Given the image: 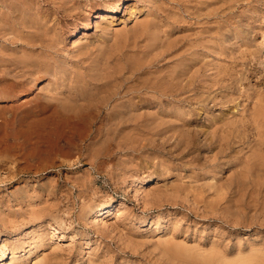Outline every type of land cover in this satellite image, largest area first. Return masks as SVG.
Masks as SVG:
<instances>
[{"label":"rangeland","instance_id":"obj_1","mask_svg":"<svg viewBox=\"0 0 264 264\" xmlns=\"http://www.w3.org/2000/svg\"><path fill=\"white\" fill-rule=\"evenodd\" d=\"M0 1H2L0 2L2 5H0V249L5 251L6 257L3 264H9L8 262L11 264L12 261V264L17 262V264H91L92 262L95 264H218L220 262L219 264H222L223 258H225L223 264H239L238 260L241 261L242 259L246 263L241 262V264L248 262L264 264V178H262L264 172L259 171L260 166L264 169V137L261 138L264 135V122H261L264 121V117L262 118L264 116V107L262 106L264 105V0H118L119 2L117 0H64L66 4L63 0H31V3H28L30 0H13L15 4L10 3L12 0ZM25 1L28 4L25 5ZM120 2L121 6L118 12L109 16L105 15L102 21L99 20V23L97 20H93L91 27L80 29L81 21L88 22L89 17H92L97 8L102 6L106 9L114 3ZM8 3L17 5L19 8L17 6L13 8ZM17 3L24 5L23 8ZM67 3L71 5L68 6ZM27 6H31L33 10L30 11ZM72 6L76 10L73 11ZM58 7L60 8L58 9ZM15 8L17 9L14 10ZM77 9L80 11L78 14ZM137 9L142 14L134 15L136 16L134 18L131 13ZM138 10L136 12L140 13ZM28 14L34 16L27 18ZM57 14L62 16V19ZM6 18H10V20L8 21ZM12 18L16 21L14 27L15 21H11ZM155 18L158 19V22L154 20V24L149 23V26L151 25L153 28L150 26L147 27L148 29L146 28L147 30L143 29L144 32L147 31L145 34L151 32L147 34L148 37L147 35L139 37L137 33H140L142 29L141 24L145 23V20L147 21L145 24H148ZM39 19L44 24L42 22L38 24ZM32 20L36 21V24ZM155 24H159L157 27H160H154ZM36 26L43 27V30L40 28H38L40 31L36 30ZM76 26L79 27L78 32H75ZM166 28L167 31L164 32ZM132 30L138 31L132 34L134 33ZM160 34L161 36H158ZM134 35L140 39L138 37L134 39ZM154 35L157 38H150ZM19 37L21 38L19 39ZM75 37L83 39L81 44L83 47L78 46V48L72 44ZM122 38H125L129 45L125 44L126 42ZM153 39L155 41L151 42ZM158 39L162 42L160 40L157 42ZM139 41L143 45L146 43H151V45L143 46L144 50L146 49L143 52L142 44L141 47L138 45L140 44ZM27 42L28 44L32 43L31 49ZM33 44L35 45L32 46ZM116 45L120 46L116 47ZM131 45L132 47H130ZM128 46L129 48H127ZM148 46H152L151 49L148 48L147 50ZM154 46L158 49H155ZM110 47L114 52H108ZM112 47L114 48L112 49ZM119 48H121L122 53ZM175 49H178L177 55ZM126 50L127 52H125ZM149 50L152 51L148 53ZM173 52L175 53L173 54ZM129 53L134 55L130 57L128 56ZM144 53L147 56H144ZM110 54L116 56L120 54L118 57L125 63L116 56L115 58L111 56L114 59L111 60ZM103 56L105 60L109 58L108 61L105 62ZM17 57L19 59L22 57L21 59L24 61L18 59V63ZM35 57H37L36 60L45 62L41 61L40 67L36 65L37 67L30 68L31 71L33 70L31 76V71H28L26 65L35 60ZM126 57H130V59L139 58L140 62L138 59L135 61L126 60ZM12 58L15 61H12ZM176 59L181 62H177ZM25 60L26 64H24ZM47 60L48 62H46ZM183 60L188 65L187 67L185 64L187 68L182 66ZM186 60L187 62H185ZM92 61L96 62V66L93 65L94 63L92 64ZM103 61L108 68L104 66ZM171 61L173 64H170ZM189 61L192 62L189 63ZM49 62H51L50 65ZM45 63L46 65H44ZM111 63H115V65L110 66ZM14 64L20 65V68ZM168 64L171 69L166 67ZM174 64L177 65L174 66ZM90 65H93L94 68ZM161 65H164L163 69ZM23 66L24 68H22ZM156 66L159 69H156ZM95 67L96 69L101 68V71L96 70ZM113 67L117 69L115 72ZM165 67L169 69L167 70ZM173 67H177L176 70ZM92 68L93 72L90 70ZM102 68H106V71ZM131 68L133 69L131 70ZM111 69L113 70L111 71ZM25 70L29 73H26ZM127 70L128 74L124 78ZM98 71L103 73L102 75L99 72L97 76H100H95L98 82L104 75L108 78L110 76L111 79L118 76L117 84L112 85L113 90L112 87H110L111 90L109 87L102 90L99 89V86L98 90L93 85L96 81L92 75H96L94 72ZM140 71H143L142 74ZM158 71L162 72L158 73ZM106 72H110L111 75L104 74ZM112 72H114V76ZM144 73L148 74L144 75ZM35 78L40 81L41 88L34 90V92L30 91V85L36 80ZM92 80L94 81L93 84ZM78 81L79 83L82 82L84 86ZM139 81L141 83L144 81L151 82L160 91L156 94L154 90L148 88L141 89L143 93L140 90V92L133 90L132 85L139 87ZM46 83L47 85H45ZM75 87H79L82 91L79 88L78 90L81 92L78 91ZM126 87L132 88L129 96L125 94ZM87 90L96 91L89 92L91 96L95 93L93 99L86 92ZM173 90L179 91L181 96H175L174 92L173 95ZM69 91L75 92L72 94ZM151 91L154 92L151 93ZM115 93L116 95H114ZM78 94L83 99L78 100V103L72 101L74 97L75 99L78 98ZM111 94L116 98L112 96L109 99ZM97 95L99 96L96 97ZM182 96L184 97L182 98ZM185 97L186 100L194 103H186L187 101H183ZM201 98L205 99L204 105L199 103ZM127 99L128 102H124ZM252 99L257 100H254V103ZM83 100H89L92 104L90 107L96 106V110L99 109L97 105L100 103L97 101L109 100L110 103L108 102L107 105L104 103L106 107L102 105V109L96 111V114L93 113L94 115L91 114L92 117L90 116V118L88 114L84 117L86 111H83L86 103ZM261 100L262 104L259 102ZM238 101L239 103H237ZM171 102H174V105ZM175 102H178L177 105ZM131 104L134 106L131 107ZM75 105L76 107L73 108ZM114 105L116 107L123 106V108H115ZM175 105L179 107L177 108ZM252 105L255 107L252 108ZM126 106L127 109L124 108ZM258 106L260 108L259 113H256L258 110L255 112L254 109L256 110ZM235 107L236 109H234ZM244 107L249 108L245 109ZM114 108L118 111L113 110ZM81 110L83 114L82 112L80 114ZM122 110L131 112L129 113L130 116L127 113L128 125L119 121L120 117L117 116L119 115L117 112ZM175 112L183 114V116L178 113L177 115ZM254 113L260 118L258 119L259 116H255ZM127 117L126 119H128ZM130 117L135 119L132 120ZM109 118L111 120L114 118L112 123L108 122ZM110 119L109 121H111ZM141 120L144 122L142 123ZM254 122L255 124H253ZM186 123L188 125L185 131L189 132L188 138L192 140V144L188 148H186L185 139L179 138L178 140L175 134L176 131L182 130ZM217 123H219L218 127ZM140 125L142 126L140 127ZM261 125L262 127H260ZM172 126H176V128L179 126L181 129L179 127L177 129L172 128ZM191 126L193 127L191 128ZM171 128L173 131L169 130ZM207 128L209 129L207 130ZM228 128L236 132L229 140V145L226 146L228 139L223 140V142L220 140L224 136L222 133L229 130ZM219 130L222 132L220 133ZM103 134H105L104 137ZM172 137L177 140H173ZM253 145L256 146V149H253ZM235 149L237 150L234 151ZM96 150L102 153L97 152L96 154ZM250 150L255 151V153L252 154ZM213 151L216 154L218 151L225 153L224 155L220 154V157L219 154L215 156ZM232 152L233 154H230ZM234 152L237 153L234 154ZM88 154L91 157L87 156ZM258 156L262 158L254 161V158L259 159ZM241 162L243 165L240 164ZM255 162L262 163L258 167V163L255 164ZM251 163L252 167L255 164L254 169L251 167ZM248 164L250 165L248 166ZM247 167L249 170L245 169ZM257 168L259 172L256 170ZM247 171H250V174ZM255 171L258 177L253 175ZM236 172L238 173L237 176ZM243 172L247 173L243 176ZM251 174L253 176H250ZM246 177H248L247 180H245ZM256 177L260 180L258 184L263 181L262 186L257 184ZM145 178L150 180L147 186L149 191H147L148 189L144 191L137 188L139 182ZM236 180H239L238 183ZM133 183L136 185L135 189L131 191L130 188ZM47 187L56 190L52 191L51 188ZM246 187L247 191H245ZM255 188H258L257 191ZM19 189L21 190L19 191ZM133 192L137 194V197L134 196ZM101 205L102 207H110L111 214L103 218V221L90 218L91 210L93 212ZM228 205L229 207H227ZM230 206L234 207L233 209L236 211ZM89 207L91 208L89 209ZM214 208H216L215 211ZM237 210L239 216L236 214ZM226 211L230 212L226 213ZM231 212H233V217ZM82 213L84 218L81 216ZM37 216H39L38 219ZM31 218L35 220L32 221ZM169 244H173V246L178 244L181 248L179 246V249L176 250L175 247L178 248V245L173 248ZM13 253L17 255L13 257ZM210 254L211 257H209ZM217 254H219L218 257ZM212 256H216L218 261ZM251 258H255V261ZM219 259L223 260L219 261ZM226 259L232 262H227Z\"/></svg>","mask_w":264,"mask_h":264},{"label":"bare ground","instance_id":"obj_2","mask_svg":"<svg viewBox=\"0 0 264 264\" xmlns=\"http://www.w3.org/2000/svg\"><path fill=\"white\" fill-rule=\"evenodd\" d=\"M28 1H29V0H28ZM35 1H37V0H35ZM35 1H34V3H36ZM63 1H64V0H63ZM66 1H67V0H66ZM117 1H118V0H117ZM122 1H123V0H122ZM0 2H2V1H0ZM3 2H4V1H3ZM7 2H8V1H7ZM18 2H19V1H18ZM31 2H32V1L30 0L28 3H31ZM42 2H43V1H42ZM44 2H45V1H44ZM46 2H47V1H46ZM48 2H49V1H48ZM53 2H54V1H53ZM55 2H56V1H55ZM55 2H54V3H55ZM64 2H65V1H64ZM71 2H72V1H71ZM118 2H119V1H118ZM10 3L13 4V3H14L13 0H12V2L10 1ZM10 3H8V4H10ZM19 3H21V2H19ZM23 3H24V2H23ZM28 3H26V1H25V5L28 4ZM68 3H69V2H68ZM68 3H67V5H68ZM2 4H5V3H2ZM12 4H10V5H12ZM14 4H15V3H14ZM17 4H18V3H17ZM38 4H39V3H38ZM62 4H63V3H62ZM65 4H66V2H65ZM0 5H1V3H0ZM18 5H20V4H18ZM21 5H22V4H21ZM21 5H20V6H21ZM67 5H65V7H67ZM70 5H71V4H70ZM70 5H68V6H70ZM72 5H73V4H72ZM147 5H148V4H147ZM1 6H2V5H1ZM12 6H13V8H14V7L17 6V5H15V6L12 5ZM23 6H24V5H22L21 7L23 8ZM34 6H35V5H34ZM62 6H64V5H62ZM82 6H83V5H82ZM120 6H121V2H120V3H114L111 7L106 8V9H105V8H102V6L99 7V8H97V9H96V12L92 15V17H89L88 22H83V21H81L82 23H80V29H81V28H82V29H86V28L91 27V25L93 24V20H97V22L99 23V20L101 19V21H102V19L104 18L105 15H106V16H109L110 14H114V13L118 12L119 9H120ZM5 7H6V6H5ZM8 7H9V6H8ZM8 7H7V8H8ZM17 7H18V6H17ZM27 7H29V6H27ZM60 7H61V4H60ZM60 7H58V9H59ZM74 7H76V6L74 5ZM84 7H86V6H84ZM87 7H88V5H87ZM90 7H91V6H90ZM18 8H19V7H18ZM22 8H21V10H22ZM29 8H30V11L33 10V9L31 8V6H30ZM29 8H28V10H29ZM92 8H93V6H92ZM0 9H1V8H0ZM9 9H11V8H9ZM16 9H17V8H15L14 10H16ZM31 9H32V10H31ZM58 9H57V10H58ZM65 9H66V8H65ZM68 9H69V7H68ZM68 9H67V10H68ZM72 9H73V6H72ZM74 9H75V8H74ZM74 9H73V11H74ZM88 9H89V8H88ZM138 9H139V8H138ZM138 9H137V10H138ZM144 9H145V7H144ZM12 10H13V9H12ZM19 10H20V9H19ZM24 10H25V9H24ZM34 10H35V9H34ZM67 10H64V11L67 12ZM75 10H76V9H75ZM77 10H78V9H77ZM137 10H136V11H137ZM140 10H142V9H140ZM160 10H161V9H160ZM62 11H63V9H62ZM83 11H84V9H83ZM85 11H86V10H85ZM136 11H135V12L132 11V13H131V16L134 17V18H135L136 16H138L139 14H142L141 11L138 10L140 13H138V12H136ZM66 12H65V13H66ZM70 12H71V11H70ZM79 12H80V11L78 10L77 14H78ZM145 12H146V11H145ZM10 13H11V10H10ZM63 13H64V12H63ZM73 13H74V12H73ZM82 13H84V12H82ZM157 13H158V12H157ZM6 14H7V13H6ZM13 14H14V13H13ZM21 14H22V12H21ZM29 14H30V13H29ZM29 14L27 15L28 17L26 16L27 18H29V16H30ZM33 14H34V13H33ZM68 14H69V13H68ZM75 14H76V11H75ZM85 14H86V13H85ZM153 14H154V13H153ZM155 14H156V13H155ZM25 15H26V14H25ZM25 15H24V17H25ZM36 15H37V14H36ZM64 15H65V14H64ZM71 15H72V13H71ZM79 15H80V14H79ZM134 15H136V16H134ZM31 16H34V15L31 14ZM31 16H30V17H31ZM57 16H60V15L57 14ZM69 16H70V15H69ZM76 16H77V15H76ZM140 16H141V15H140ZM154 16H156V15H154ZM12 17H13V16H12ZM24 17H23V18H24ZM35 17H36V16H35ZM61 17H62V16H60V18H61ZM66 17H67V16H66ZM71 17H73V16H71ZM82 17H83V16H82ZM157 17H158V16H157ZM157 17H156V18H157ZM14 18H15V17H14ZM32 18H33V17H32ZM38 18H39V17H38ZM85 18H86V17H85ZM153 18H154V17H153ZM156 18H155V19H152L153 22H151V21H152V20H151L150 22H148V24H145V23H147V21L145 20V23L143 22V23L141 24L142 26H143V24H144L143 27L141 26L142 29L139 27V29H141L140 33H139V32H138V33L136 32V31L139 30V29H138V30H135V31L132 30V31L134 32V33H132V34H135V32H136L137 35L139 34V37L142 36V35H144L143 37H145V35L149 34L150 31H149L147 34H145V32H147V31L144 32V30H145L147 27H150V26H151V25L149 26V23H153V24H154V20H156V21L158 20V19H156ZM6 19H8V18H6ZM25 19H26V18H25ZM61 19H62V18H61ZM146 19H147V18H146ZM9 20H10V18L8 19V21H9ZM18 20H19V19H18ZM18 20H17V21H18ZM26 20H27V19H26ZM34 20H37V19H34ZM39 20H40V19H39ZM161 20H162V19H161ZM5 21L8 23L7 20H5ZM11 21H15V20L12 18ZM28 21H29V20H28ZM32 21H33V20H32ZM37 21H38V20H37ZM6 22H5V24H6ZM18 22H19V21H18ZM23 22H24V21H23ZM23 22H21V23L24 25ZM25 22H26V21H25ZM30 22H31V21H30ZM33 22H34V21H33ZM41 22H42V21L40 20V22H38V24L41 23ZM103 22H104V21H103ZM157 22H158V21H157ZM3 23H4V21H3ZM12 23H13V22H12ZM12 23H11V24H12ZM21 23H20V24H21ZM31 23H32V22H31ZM31 23H30V25H31ZM34 23L36 24V21H35ZM42 23H43V22H42ZM100 23H101V22H100ZM107 23H108V22H107ZM111 23H112V22H111ZM160 23H163V22H160ZM9 24H10V23H9ZM14 24H16V21H15V23H13V27H14ZM27 24H28V22H27ZM38 24H37V26H38ZM43 24H44V23H43ZM108 24L110 25V23H108ZM167 24H168V23H167ZM169 24H170V23H169ZM30 25H29V26H30ZM102 25H103V24H102ZM105 25H107V24H105ZM155 25H156V24H155ZM157 25H159V24H157ZM157 25H156V26L153 25V26L156 27V28L160 27V26L157 27ZM160 25H161V24H160ZM1 26H2V25H1ZM5 26H6V25H5ZM20 26H21V25H20ZM29 26H28V27H29ZM32 26H33V24H32ZM37 26H36V27H37ZM41 26H42V25H41ZM45 26H46V25H45ZM100 26H101V24H100ZM110 26H111V25H110ZM138 26H140V25H138ZM161 26H162V25H161ZM166 26H167V25H166ZM151 27H152V26H151ZM164 27H165V26H164ZM168 27H169V26H168ZM170 27H171V26H170ZM31 28H32V27H31ZM38 28H40V30H43V29H42L43 27L41 28L40 26L37 27V28H35V29L37 30ZM44 28H45V27H44ZM152 28H153V27H152ZM162 28H163V27H162ZM162 28H161V29H162ZM8 29H9V28H8ZM103 29H105V28H103ZM143 29H144V30H143ZM147 29H148V28H147ZM147 29H146V30H147ZM149 29H150V28H149ZM38 30H39V29H38ZM40 30H39V31H40ZM78 30H79V27L76 26V27H75V32H78ZM153 30H154V29H153ZM153 30H152V32H153ZM163 30H164V29H163ZM44 31H45V29H44ZM46 31H47V27H46ZM156 31H159V30L156 29ZM156 31H154V32H156ZM166 31H167V28H166V30H165L164 32H166ZM6 32H7V31H6ZM6 32H5V33H6ZM15 32H16V29H15ZM35 32H37V31H35ZM141 32H142V34H141ZM143 32H144V33H143ZM159 32H160V31H159ZM161 32H162V31H161ZM169 32H170V30H169ZM169 32H168V33H169ZM150 33H151V32H150ZM156 33H157V32H156ZM156 33H155V34H156ZM140 34H141V35H140ZM153 34H154V33H153ZM157 34H158V33H157ZM157 34H156V35H157ZM165 35H167V34H165ZM12 36H13V35H12ZM158 36H161V34L158 35ZM167 36H168V35H167ZM33 37H34V36H33ZM37 37L39 38V36H37ZM37 37H36V38H37ZM122 37H123V35H122ZM126 37H128V36H126ZM126 37H125V38H126ZM134 37H135V35H134ZM136 37H138V36H136ZM136 37H135L134 39H136ZM139 37H138V38H139ZM147 37H148V35H147ZM147 37H146V39H147ZM151 37H155V35H154V36H150V38H151ZM163 37H164V36H163ZM173 37H174V36H173ZM173 37H172V38L170 37V38L173 39ZM20 38H21V37H19V39H20ZM24 38H25V37H24ZM24 38H23V39H24ZM26 38H27V37H26ZM125 38H124V39L122 38L123 41L125 40ZM129 38H130V37H129ZM138 38H137V40H138ZM155 38H157V36H156ZM155 38H154V39H155ZM159 38H161V37H159ZM31 39H32V38H31ZM122 39H121V40H122ZM126 39H127V38H126ZM132 39H133V38H132ZM134 39H133V40H134ZM139 39H140V38H139ZM146 39L144 38L145 41H146ZM154 39H153V41H151V42H154V41H155ZM163 39H164V38H163ZM167 39L169 40V37H167ZM36 40H37V39H36ZM128 40H129V39H128ZM159 40H160V39H158L157 42H159ZM39 41H40V40H39ZM41 41H42V39H41ZM123 41H122V43H123ZM134 41H135V40H134ZM134 41H133V42H134ZM142 41H143V39H142ZM147 41H148V40H147ZM160 41H161V40H160ZM164 41H165V40H164ZM169 41H170V40H169ZM171 41H172V40H171ZM177 41H178V40H177ZM24 42L26 43V41H24ZM125 42H126V40H125ZM129 42H130V40H129ZM131 42H132V41H131ZM135 42H136V41H135ZM135 42H134V44H135ZM149 42H150V40H149ZM161 42H162V41H161ZM175 42H176V40H175ZM39 43H40V42H39ZM43 43H44V42H43ZM82 43H83V39H82V38H80V37H75V38H73V42H72V44H73L74 46H77V47H78V46H79V47H83V45H81ZM119 43H120V42H119ZM122 43H121V45L124 44V43H123V44H122ZM127 43H128V41H127L125 44H127ZM136 43H137V42H136ZM139 43H140V41H139ZM143 43H144V42H143ZM155 43H156V42H155ZM163 43H164V42H163ZM169 43H170V42H169ZM27 44H28V42H27ZM31 44H32V43H31ZM31 44H28L29 48H30V45H31ZM125 44H124V45H125ZM131 44H132V43H131ZM141 44H142V43H140V44H138V45L141 47ZM147 44H148V45H149V44L151 45V43H146V45H147ZM158 44H161V43H158ZM165 44H166V43H165ZM170 44H172V43H170ZM175 44H176V43H175ZM178 44H179V42H178ZM34 45H35V44H33L32 46H34ZM38 45H39V44H38ZM127 45H129V44H127ZM146 45H145V44H144V45L142 44V48H143V46L146 47ZM154 45H156V44H154ZM163 45H164V44H163ZM23 46H24V45H23ZM26 46H27V45H26ZM117 46H120V45H116V47H117ZM125 46H126V45H125ZM125 46H123V47H125ZM157 46L159 47V45H157ZM175 46H176V45H175ZM79 47H78V48H79ZM108 47H109V46H108ZM130 47H132V45H131ZM136 47H138V46H136ZM150 47H152V46H150ZM150 47L148 46V47H147V50H148V48H150ZM154 47H155V46H154ZM167 47H168V46H167ZM177 47H178V46H177ZM23 48H24V47H23ZM33 48H35V47H33ZM86 48H87V47H86ZM113 48H114V47H112V49H113ZM121 48H122V47H121ZM121 48H119V49H120V51H121V53H122ZM127 48H129V46H128ZM138 48H139V47H138ZM156 48H157V47H155V49H156ZM161 48H162V46H161ZM174 48H176V47H174ZM30 49H31V48H30ZM38 49H39V48H38ZM80 49H82V48H80ZM116 49H117V48H116ZM119 49H118V50H119ZM123 49H124V48H123ZM150 49H151V48H150ZM157 49H158V48H157ZM34 50H35V49H34ZM42 50H43V49H42ZM82 50H84V49H82ZM124 50H125V49H124ZM145 50H146V49H145ZM145 50H144V48H143L142 51L144 52ZM152 50H153V49H152ZM152 50H151V51H152ZM162 50H163V49H162ZM175 50H176V55H177V53H178L177 50H178V49H175ZM179 50H180V49H179ZM23 51H24V50H23ZM29 51H30V50H29ZM36 51H37V50H36ZM43 51H44V50H43ZM78 51H79V50H78ZM110 51H112V50H111V47H110V50H108V52H110ZM135 51H136V50H135ZM137 51H138V50H137ZM139 51H140V49H139ZM151 51L149 50L148 53H150ZM165 51H166V50H165ZM167 51H168V50H167ZM181 51H182V50H181ZM10 52H11V51H10ZM47 52H48V51H47ZM84 52H85V51H84ZM112 52H114V51H112ZM118 52H119V51H118ZM125 52H127V50H126ZM130 52H131V50H130ZM143 52H142V54H143ZM146 52H147V51H146ZM171 52H172V51H171ZM179 52H180V51H179ZM182 52H183V51H182ZM28 53L30 54V52H28ZM32 53H33V50H32ZM36 53H37V52H36ZM44 53H46V52H44ZM53 53H54V52H53ZM81 53H83V52H81ZM116 53H117V52H116ZM123 53H124V52H123ZM133 53L135 54L134 51H133ZM133 53H131V54L134 55ZM138 53H139V52H138ZM140 53H141V51H140ZM140 53H139V54H140ZM174 53H175V52H173V54H174ZM48 54H49V53H48ZM50 54H51V52H50ZM55 54H56V53H55ZM103 54H105V53H103ZM106 54H107V52H106ZM117 54H118V53H117ZM139 54H137V55H139ZM146 54H147V53H146ZM180 54H181V53H180ZM12 55H13V54H12ZM14 55H15V54H14ZM52 55H54V54H52ZM80 55H81V54H80ZM125 55H126V54H125ZM125 55H124V56H125ZM132 55H130V53L128 54V56H130V57H131ZM164 55H165V54H164ZM167 55H168V53H167ZM169 55H170V53H169ZM171 55H172V54H171ZM184 55H185V54H184ZM10 56H11V55H10ZM20 56H21V55H20ZM32 56H33V55H32ZM45 56H46V55H45ZM105 56H106V55H105ZM107 56H108V54H107ZM111 56H114V58H115L116 55H113V54L111 55V54H110V58H111V60H114ZM118 56H120V54H119ZM118 56H116V57H118ZM122 56H123V55H122ZM144 56H147V55H145V53H144ZM180 56H181V55H180ZM186 56H187V55H186ZM23 57H24V56H23ZM27 57H29V56H27ZM41 57H42V56H41ZM48 57H49V56H48ZM103 57H104V56H103ZM108 57H109V56H108ZM108 57H106V58H108ZM130 57H129V58L126 57V60H127V59H130ZM136 57H138V56H136ZM136 57H135V59H138L139 62H140V59H139V58H136ZM177 57H178V56H177ZM187 57H188V56H187ZM21 58H22V57H21ZM21 58H20V59H21ZM36 58H37V57H35V60L30 61V63L28 62L29 64L27 63L26 68L28 69V71H31L30 68H33V67H35L36 65H39V63L42 64L41 61H43V60H38V59L36 60ZM46 58H47V56H46ZM118 58H119V60H120V57H118ZM118 58H117V59H118ZM146 58H147V57H146ZM165 58H166V56H165ZM191 58H192V57H191ZM12 59H13V58H12ZM18 59H19V58L17 57V60H18ZM20 59H19V60H20ZM24 59H26V58L24 57ZM97 59H98V58H97ZM97 59H96V60H97ZM108 59H109V58H108ZM108 59L105 60V57H104L105 62L108 61ZM117 59H116V60H117ZM121 59H123V58H121ZM135 59H134V58H133V59L131 58L130 60L135 61ZM161 59H162V58H161ZM183 59H185V58L183 57ZM188 59H189V57H188ZM188 59H187V60H188ZM0 60H1V59H0ZM7 60H8V59H7ZM17 60H16V61H17ZM19 60H18V63H19ZM26 60H27V59H26ZM26 60H25L24 64H26ZM28 60H30V59L28 58ZM101 60H103V59L101 58ZM101 60H100V61H101ZM116 60H115V61H116ZM119 60H118V61H119ZM141 60H144V59H141ZM167 60H168V59H167ZM179 60H180V58H179ZM181 60H182V58H181ZM187 60H186L185 62H187ZM190 60H191V59H190ZM2 61H3V60H2ZM12 61H15V59H13ZM20 61L23 62L24 60L21 59ZM115 61H114V62H115ZM120 61H121V62H124L123 60H120ZM120 61H119V62H120ZM145 61H146V60H145ZM145 61H144V62H145ZM162 61H163V60H162ZM176 61L179 62L177 59H176ZM7 62H8V61H7ZM22 62H21V63H22ZM44 62H45V61H43V63H44ZM46 62H48V60H47ZM103 62H104V61H103ZM105 62H104V66L106 65ZM116 62H117V61H116ZM128 62H129V61H128ZM131 62H132V61H131ZM136 62H137V60H136ZM136 62H134V63H136ZM155 62H156V61H155ZM164 62H166V61L164 60ZM168 62H169V61H168ZM180 62H181V61H180ZM180 62H179V63H180ZM190 62H192V61H189V63H190ZM11 63H12V62H11ZM15 63H16V62H15ZM21 63H20V64H21ZM50 63H51V62H49V65H50ZM93 63H94V62L92 61V64H93ZM95 63H96V62H95ZM95 63L93 64L94 66H96ZM98 63H101V62H98ZM124 63H125V62H124ZM134 63H133V64H134ZM158 63H159V62H158ZM166 63H167V62H166ZM175 63H176V62H175ZM183 63H184V60H183ZM183 63H182V66L184 65V66L186 67L187 64H186V63L183 64ZM3 64H4V63H3ZM47 64H48V63H47ZM107 64H109V62H107ZM128 64H129V63H128ZM153 64H154V63H153ZM164 64H165V63H164ZM170 64H173L172 61H171ZM185 64H186V65H185ZM191 64H192V63H191ZM7 65H8V64H7ZM14 65H15V64H14ZM14 65H12V66H14ZM16 65H17V64H16ZM16 65H15V66H16ZM21 65H23V64H21ZM44 65H46V63H45ZM44 65H43V66H44ZM49 65H48V66H49ZM93 65H90V66L93 67ZM112 65H115V63H114V64L111 63L110 66H112ZM119 65H120V63H119ZM135 65H137V64H135ZM175 65H177V64H174V66H175ZM10 66H11V65H10ZM18 66H19V68H20V65H17V67H18ZM24 66H25V65H24ZM24 66H23L22 68H24ZM41 66H42V65H41ZM48 66H47V68H49ZM90 66H89V68H90ZM128 66L130 67V65H128ZM151 66H152V65H151ZM151 66H150V67H151ZM161 66H162V65H161ZM165 66H166V65H165ZM172 66H173V65H172ZM182 66H181V67H182ZM189 66H191V65L189 64ZM0 67H1V66H0ZM36 67H37V66H36ZM39 67H40V65H39ZM39 67H38V68H39ZM50 67H51V66H50ZM97 67H98V65H97ZM102 67H103V66H102ZM105 67H106V66H105ZM115 67H119V66H115ZM156 67H157L156 69H159L158 66H156ZM159 67H160V66H159ZM163 67H164V65L162 66V69H163ZM166 67H169V64H168ZM166 67H165V69H167ZM178 67H180V65H178ZM187 67H188V65H187ZM187 67H186V68H187ZM47 68H45V69H47ZM93 68H94V67H93ZM93 68L90 69V70H92V72H93ZM98 68H99V67H98ZM106 68H108V66H107ZM106 68H102V69H104V70L106 71ZM111 68H112V67H111ZM123 68H124V66H123ZM148 68H149V67H148ZM152 68H154V67H152ZM160 68H161V67H160ZM169 68L171 69V67H169ZM169 68H168V69H169ZM173 68L176 70L177 67H173ZM8 69H9V68H8ZM39 69H40V68H39ZM45 69H44V70H45ZM95 69H96V67H95ZM100 69H101V68H100ZM100 69H96V70H100ZM113 69H114V67H113ZM113 69H111V71H112ZM115 69H116V68H115ZM115 69H114V72L117 70V69H116V70H115ZM120 69H122V68H120ZM129 69H130V68H129ZM129 69H128V70H129ZM132 69H133V68H131V70H132ZM139 69H140V68H139ZM143 69H145V68H143ZM168 69H167V70H168ZM184 69H185V68H184ZM191 69H192V68H191ZM20 70H21V69H20ZM42 70H43V69H42ZM87 70H89V69H87ZM96 70H94V71H96ZM104 70H102V71H104ZM107 70H109V69H107ZM125 70H126V69H125ZM128 70H127V73H125L124 78H125L126 74H128ZM131 70H130V71H131ZM134 70H135V69H134ZM145 70H146V69H145ZM167 70H166V71H167ZM23 71H24V70H23ZM25 71H26V70H25ZM28 71H26V73H27ZM32 71H33V70H32ZM32 71H31V73H30L31 76L33 75V74H32V73H33ZM36 71H37V69H36ZM36 71H35V72H36ZM38 71H39V70H38ZM47 71H48V69H47ZM100 71H101V70H100ZM100 71H98V72H94V73H96V75H92V76H94V77H95V76H96V77L100 76V75L97 76V73H99ZM122 71H123V70H122ZM130 71H129V72H130ZM156 71H157V70H156ZM156 71H155V72H156ZM183 71H185V70H183ZM21 72H22V71H21ZM40 72H41V69H40ZM44 72H45V71H44ZM86 72H87V71H86ZM107 72H108V71H107ZM107 72L104 73V74H106V75H111L110 72H109V73H107ZM114 72H112V73H113V76H114ZM118 72H119V71H118ZM118 72H116V73H118ZM142 72H143V71H142ZM142 72L140 71L141 74H142ZM144 72H145V71H144ZM148 72H149V70H148ZM151 72H152V71H151ZM159 72H160V71H158V73H159ZM161 72H162V71H161ZM161 72H160V73H161ZM168 72H170V71H168ZM171 72H172V71H171ZM178 72H179V70H178ZM28 73H29V72H28ZM47 73H48V72H47ZM137 73H138V72H137ZM149 73H150V72H149ZM173 73H174V71H173ZM187 73H188V70H187ZM24 74H25V73H24ZM36 74H37V73H36ZM81 74H82V73H81ZM81 74H80V75H81ZM91 74H93V73H91ZM91 74H89V76H91ZM100 74L103 75V73H101V72H100ZM123 74H124V73H123ZM135 74H136V73H135ZM138 74H139V73H138ZM147 74H148V73H146V74L144 73V75H147ZM150 74H151V73H150ZM156 74H157V73H156ZM181 74H182V73H181ZM189 74H191V73H189ZM83 75H85V74L83 73ZM121 75H122V74H121ZM130 75H131V74H130ZM154 75H155V74H154ZM168 75H169V74H168ZM174 75H175V74H174ZM24 76H25V75H24ZM28 76H29V75H28ZM77 76H78V75H77ZM81 76H82V75H81ZM81 76H80V77H81ZM116 76H117V74H116ZM127 76H128V75H127ZM150 76H151V75H150ZM188 76H189V75H188ZM78 77H79V76H78ZM84 77H85V76H84ZM87 77H88V76H87ZM87 77H86V78H87ZM94 77H93V80H94ZM96 77H95V80H94V81H96ZM102 77H104L105 79L103 78V80H102ZM117 77H118V76H117ZM117 77L115 78V76H114L115 79L113 78V79H114V80H113V79L110 78V76H109V78H108V77H106V76L104 75V76H101V80H100L99 82L96 81V82H98V83L95 82V83L93 84L94 81L92 80V84L95 85V87H97V89L100 87L99 89H102V90H103V89H106V88H108V87H109V88L112 87V90H113V86H112V85L117 84V83H116V82H117ZM128 77H129V76H128ZM168 77H169V76H168ZM173 77H174V76H173ZM181 77H182V76H181ZM185 77H186V75H185ZM185 77H184V78H185ZM18 78H19V77H18ZM26 78H27V77H26ZM26 78H25V79H26ZM33 78H34V76H33ZM81 78H82V77H81ZM90 78H92V77H90ZM90 78H89V79H90ZM99 78H100V77H99ZM122 78H123V77H122ZM138 78H139V77H138ZM138 78H137V79H138ZM171 78H172V77H171ZM187 78H188V77H187ZM35 79H36V78H35ZM74 79H75V78H74ZM126 79H127V78H126ZM142 79H143V78H142ZM161 79H162V78H161ZM16 80H17V79H16ZM30 80H34V79H30ZM79 80H81V79L79 78ZM120 80H121V79H120ZM132 80H133V79H132ZM135 80H136V79H135ZM135 80H134V81H135ZM148 80H149V79H148ZM154 80H155V79H154ZM186 80H187V79H186ZM26 81H27V80H26ZM71 81H72V80H71ZM81 81H83V80H81ZM136 81H137V80H136ZM149 81H150V80H149ZM179 81H182V80H179ZM183 81H184V80H183ZM27 82H29V80H28ZM39 82H40V81H38V80L36 79V80H34V81L31 83V85L29 84V85H30V89H31L30 91H34V90H37V89L41 88V86H40L41 83H39ZM74 82H75V81H74ZM74 82H73V83H74ZM85 82H87V81L85 80ZM85 82H84V84H85ZM88 82H89V80H88ZM127 82H128V81H127ZM139 82H140V81H139ZM160 82H161V81H160ZM22 83H23V82H22ZM78 83H79V81H78ZM80 83L82 84V82H80ZM80 83H79V84H80ZM120 83H121V82H120ZM123 83H125V82H123ZM135 83H136V82H135ZM137 83H138V82H137ZM137 83H136V84H137ZM158 83H159V82H158ZM173 83H174V82H173ZM173 83H172V84H173ZM189 83H190V82H189ZM70 84H72V83H70ZM86 84H87V83H86ZM89 84L91 85L90 82H89ZM118 84H119V83H118ZM140 84H141V85H140ZM140 84H139V87H138V86L134 87V86L132 85L133 90H135V91H136V90H137V91L140 90V91H141V89H143V88H148V89L154 90L155 93L158 92V91H160V90H158V87H157L155 84H151V82H150V83H147V82L144 81L143 83L140 82ZM184 84H185V83H184ZM27 85H28V84H27ZM45 85H47V83H46ZM48 85H49V82H48ZM82 85H83V84H82ZM87 85H88V84H87ZM127 85H128V84H127ZM170 85H171V84H170ZM178 85H179V84H178ZM193 85H195V84H193ZM68 86H69V85H68ZM78 86H79V85H78ZM83 86H84V85H83ZM83 86H82V87H83ZM85 86H86V85H85ZM98 86H99V87H98ZM121 86H122V85H121ZM182 86H184V85H182ZM186 86H187V85H186ZM196 86H197V85H196ZM42 87H44V86H42ZM58 87H59V86H58ZM70 87H71V86H70ZM79 87H81V86H79ZM79 87H78V88H79ZM92 87H93V86H92ZM95 87H94V89H95ZM176 87H177V86H176ZM190 87H192V86H190ZM190 87H189V88H190ZM199 87H200V86H199ZM19 88H20V87H19ZM75 88H77V87H75ZM78 88H77V90H78ZM122 88H123V87H122ZM126 88H127V91H125V94H126L127 96H129L128 94L132 91V88H129V87H126ZM183 88H185V87H183ZM192 88H193V87H192ZM200 88H201V87H200ZM70 89H71V88H70ZM72 89H73V87H72ZM79 89H80V88H79ZM82 89H83V88H82ZM89 89H91V88H89ZM97 89H96V91H97ZM99 89H98V90H99ZM115 89H116V88H115ZM167 89H168V88H167ZM197 89H199V88H197ZM202 89H203V88H202ZM228 89H229V88H228ZM68 90H69V89H68ZM75 90H76V89H75ZM80 90H81V89H80ZM80 90H78V91H80ZM108 90H109V89H108ZM110 90H111V88H110ZM110 90H109V91H110ZM116 90H117V89H116ZM143 90H144V89H143ZM168 90H169V89H168ZM191 90H192V89H191ZM21 91H22V90H21ZM71 91H72V90H71ZM78 91H76V93H79ZM81 91H82V90H81ZM81 91H80V92H81ZM91 91H92V90H90V91L87 90L86 92L89 93V92H91ZM96 91H92V92H96ZM140 91H139V92H140ZM154 91H151V93L154 92ZM165 91H166V90H165ZM170 91H171V89H170ZM183 91H185V90L183 89ZM197 91H198V90H197ZM34 92H35V91H34ZM69 92H70V91H69ZM74 92H75V91H74ZM74 92H73V93H74ZM83 92H85V91L83 90ZM92 92H91V93H92ZM98 92H99V91H98ZM106 92H107V91H106ZM141 92H142V91H141ZM173 92H174L175 96H176V95H180V94H179V91H175V90H173V91H172V94H173ZM201 92H202V91H201ZM26 93H27V92H26ZM26 93H24V94H26ZM70 93H72V92H70ZM73 93H72V94H73ZM99 93H100V92H99ZM104 93H105V92H104ZM117 93H118V92H117ZM142 93H143V92H142ZM142 93H141V94H142ZM188 93H189V92H188ZM190 93H191V92H190ZM190 93H189V94H190ZM79 94H80V93H79ZM79 94H78V98H77V99H75V97H76V94H75V95H74L75 97L73 98V100H72V99H71V100H72V101H75V102L78 103V100L80 101V100L83 99V98L80 97L81 94H80V95H79ZM83 94H84V93H83ZM83 94H82V96H83ZM101 94H102V93H101ZM136 94H137V93H136ZM156 94H157V93H156ZM163 94H164V93H163ZM165 94H166V93H165ZM165 94H164V95H165ZM174 94H173V95H174ZM186 94H187V93H186ZM197 94H198V93H197ZM197 94H196V95H197ZM200 94H201V93H200ZM204 94H205V93H204ZM27 95H28V94H27ZM29 95H30V94H29ZM89 95L91 96L90 93H89ZM94 95H95V93H94ZM94 95L91 96V98L94 97ZM106 95H107V94H106ZM114 95H116V93H115ZM114 95L111 94V96L109 97V99H111L112 96H114ZM120 95H121V94H120ZM122 95H123V94H122ZM126 95H125V97H126ZM130 95H131V94H130ZM133 95H135V94H133ZM139 95H140V94H139ZM143 95H144V94H143ZM154 95H155V94H154ZM159 95H161V94H159ZM169 95H170V93H169ZM182 95H183V93H182ZM187 95H188V94H187ZM230 95H231V94H230ZM21 96H22V95H21ZM66 96H67V95H66ZM85 96H86V93H85ZM90 96H89V98H90ZM98 96H99V95H97L96 97H98ZM137 96H138V95H137ZM167 96H168V95H167ZM180 96H181V95H180ZM206 96H207V95H206ZM221 96H222V95H221ZM255 96H256V95H255ZM17 97H18V96H17ZM96 97H95V99H96ZM114 97H115V96H114ZM122 97H123V96H122ZM125 97H123V98H125ZM132 97H133V96H132ZM139 97H140V96H139ZM145 97H146V95H145ZM183 97H184V96H182V98H183ZM196 97H197V96H196ZM222 97H223V96H222ZM258 97H259V96H258ZM262 97H263V96H262ZM18 98H19V97H18ZM18 98H16V99H18ZM115 98H116V97H115ZM142 98H143V97H142ZM165 98H166V97H165ZM171 98H173V97L171 96ZM171 98H170V99H171ZM174 98H175V97H174ZM211 98H212V97H211ZM217 98H218V97H217ZM251 98H253V97H251ZM12 99H14V98L12 97ZM21 99H22V98H21ZM64 99H65V98H64ZM74 99H75V100H74ZM85 99H86V98H85ZM92 99H93V98H92ZM128 99H130V98L128 97ZM128 99H127V101H124V102H128ZM157 99H158V97H157ZM159 99H160V97H159ZM176 99H177V98H176ZM179 99H180V98H179ZM187 99H188V98H187ZM192 99H193V98H192ZM257 99H258V98H257ZM257 99H254V100L256 101ZM260 99H262V98H260ZM263 99H264V98H263ZM90 100H91V99H90ZM97 100H98V99H97ZM112 100H113V99H112ZM120 100H121V99H120ZM130 100H131V99H130ZM135 100H136V99H135ZM161 100H162V99H161ZM180 100H182V99H180ZM252 100H253V99H252ZM254 100H253V102H254ZM118 101H119V100H118ZM133 101H134V97H133ZM166 101H167V100H166ZM172 101H173V100H172ZM177 101H178V100H177ZM183 101H187L186 103L190 102V101L186 100V97H185V100H183ZM183 101H182V102H183ZM195 101H196V100H195ZM207 101H208V100H207ZM83 102L86 103V105H84V109H85V110L83 111V112L86 111V113L84 114V117L87 116V114L89 115V117H90V116L92 117L91 114H93V113L96 114V113H95L96 111H98V110L100 111V110L102 109V108H101L102 105L105 106L104 103H106V105H107L108 102H109V100L102 101V102H101V101H97V103L100 102L99 105H97V107L99 108L98 110L95 109L96 106H95V107L93 106L92 108L90 107V106H92V104H90L89 100H85V101L83 100ZM259 102L261 103L262 100L259 101ZM259 102H258V104H259ZM79 103H80V102H79ZM109 103H110V102H109ZM119 103H120V102H119ZM122 103H123V101H122ZM122 103H121V105H123ZM131 103H132V102H131ZM133 103H134V102H133ZM158 103H159V101H158ZM168 103H169V102H168ZM173 103H174V102H173ZM173 103L171 102V104H173ZM175 103H176V102H175ZM177 103H178V102H177ZM177 103H176V105H177ZM191 103H192V102H190V104H191ZM193 103H194V102H193ZM193 103H192V104H193ZM199 103L202 104V105H204V104H205V99H202V98L199 99ZM237 103H239V101H238ZM237 103H236V104H237ZM254 103H255V102H254ZM72 104H73V103H72ZM75 104H76V103H75ZM125 104H126V103H125ZM128 104H129V103H128ZM128 104H127V106H128ZM160 104H161V103H160ZM184 104H185V103H184ZM207 104H208V103H207ZM223 104H224V103H223ZM261 104H262V103H261ZM263 104H264V103H263ZM82 105H83V103H82ZM93 105H94V104H93ZM111 105H112V104H111ZM116 105H117V104H116ZM116 105H114L115 108L118 107V106L116 107ZM118 105H119V104H118ZM131 105H132V104H131ZM173 105H174V104H173ZM176 105H175V106H176ZM178 105H179V104H178ZM182 105H183V104H182ZM182 105H181V106H182ZM237 105H239V104H237ZM255 105H257V104H255ZM255 105H254V107H255ZM78 106H79V105H78ZM123 106H124V105H123ZM123 106H122V107L119 106V107H120V108H123ZM127 106L124 107V108L127 109ZM133 106H134V105H132L131 107H133ZM161 106H162V105H161ZM161 106H160V107H161ZM163 106H164V105H163ZM181 106H180V107H181ZM206 106H207V105H206ZM234 106H235V105H234ZM243 106H244V105H243ZM243 106H240V107H243ZM259 106H260V104H259ZM259 106L257 107L258 109H257V108H256V110L254 109L255 112L258 110L256 113H259V109H260ZM262 106L264 107V105H262ZM75 107H76V105H75L73 108H75ZM105 107H106V106H105ZM119 107H118V108H119ZM131 107H130V108H131ZM158 107H159V104H158ZM165 107H166V106H165ZM168 107H169V106H168ZM168 107H167V108H168ZM173 107H174V106H173ZM176 107H177V106H176ZM178 107H179V106H178ZM178 107H177V108H178ZM185 107H186V106H185ZM189 107H190V106H189ZM199 107H200V106H199ZM236 107H237V106H236ZM236 107H235L234 109H236ZM250 107H251V106H250ZM254 107H253V105H252V108H254ZM115 108H114L113 110H115ZM130 108H129V110H130ZM170 108H171V105H170ZM182 108H183V110H184V107H182ZM182 108H181V109H182ZM195 108H196V107H195ZM206 108H207V107H206ZM244 108L247 109V108H249V107H244ZM252 108H251V109H252ZM78 109H79V108H78ZM131 109H132V108H131ZM162 109H163V107H162ZM165 109H166V108H165ZM172 109H173V108H172ZM179 109H180V108H179ZM188 109H189V108H188ZM201 109H202V107H201ZM55 110H56V109H55ZM82 110H83V109H82ZM82 110L80 111V114H81ZM116 110L118 111V109H116ZM116 110H115V111H116ZM120 110H121V109H120ZM129 110H128V112H126L127 110H126V111H123V110H122V111L117 112V113H119V115H117V116L120 117V120H119V121H120L121 123H127V120L129 121V118L127 117L128 114L131 113V112H129ZM151 110H153V109H151ZM169 110H170V109H169ZM173 110H175V109H173ZM173 110H171L172 113H174ZM198 110H199V109H198ZM240 110H241V109H240ZM249 110H250V109H249ZM263 110H264V109H263ZM72 111H73V110H72ZM75 111H77V110H75ZM75 111H74V112H75ZM164 111H165V110H164ZM171 111H170V112H171ZM177 111H178V110H177ZM179 111H180V110H179ZM179 111H178V112H179ZM185 111H186V109H185ZM189 111L191 112V110H189ZM237 111H239L238 108H237ZM250 111H251V110H250ZM261 111H262V110H261ZM55 112H56V111H55ZM83 112H82V114H83ZM111 112H112V111H111ZM162 112H163V110H162ZM167 112H168V111H167ZM170 112H169V113H170ZM178 112H177V113H178ZM252 112H253V111H252ZM53 113H54V112H53ZM115 113H116V112H115ZM115 113H114V114H115ZM127 113H128V114H127ZM132 113L134 114V112H132ZM169 113H168V114H169ZM175 113H176V112H175ZM177 113H176V114H177ZM183 113H184V112H183ZM200 113H201V111H200ZM231 113H233V112H231ZM238 113H240V112H238ZM248 113H250V112L248 111ZM263 113H264V111H263ZM94 114H93V115H94ZM133 114H132V115H133ZM178 114H179V113H178ZM178 114H177V115H178ZM227 114H228V113H227ZM227 114H226V115H227ZM250 114H251V113H250ZM252 114H253V113H252ZM254 114H255V113H254ZM115 115H116V114H115ZM171 115H175V114H171ZM177 115H176V116H177ZM179 115L183 116V114H179ZM188 115H189V114H188ZM190 115H191V113H190ZM192 115H193V114H192ZM229 115H230V113H229ZM229 115H228V116H229ZM261 115H262V114H261ZM75 116H76V115H75ZM110 116H111V115H110ZM117 116H116V117H117ZM129 116H130V114H129ZM133 116H134V115H133ZM181 116H180V117H181ZM186 116H187V115H186ZM230 116H231V115H230ZM234 116H235V115H234ZM253 116H254V115H253ZM255 116H259V115L255 114ZM70 117H71V116H70ZM91 117H90V118H91ZM111 117H112V116H111ZM116 117H115V118H116ZM126 117H127L128 119H126ZM135 117H136V116H135ZM178 117H179V116H178ZM192 117H193V116H192ZM192 117H191V118H192ZM215 117H217V116H215ZM219 117H220V116H219ZM219 117H218V118H219ZM248 117H249V115H248ZM250 117H251V116H250ZM263 117H264V116H262V118H263ZM77 118H78V117H77ZM87 118H88V117H87ZM130 118H132V117H130ZM137 118H139V117H137ZM181 118H182V117H181ZM207 118H208V117H207ZM218 118H217V119H218ZM230 118H231V117H230ZM233 118H234V117H233ZM233 118H232V119H233ZM237 118H238V117H237ZM259 118H260V116L258 117V119H259ZM83 119H85V118H83ZM109 119H110V118H109ZM109 119H108V122H109V123H110V122L112 123V121H113L114 118H113L112 120L110 119L111 121H109ZM134 119H135V118H134ZM134 119L132 118V120H134ZM184 119H185V118H184ZM186 119H187V118H186ZM212 119H213V118H212ZM222 119L224 120L223 116H222ZM222 119H221V120H222ZM234 119H235V118H234ZM243 119H244V118H243ZM256 119H257V118H256ZM256 119H254V120H256ZM258 119H257V120H258ZM263 119H264V118H263ZM139 120H140V119H139ZM181 120H183V119H181ZM181 120H179V121H181ZM190 120H191V119H190ZM207 120H208V119H207ZM223 120H222V121H223ZM226 120H227V119H226ZM228 120H229V119H228ZM251 120H252V119H251ZM261 120H262V119H261ZM87 121H88V120H87ZM92 121H93V120H92ZM92 121H91V122H92ZM130 121H131V120H130ZM141 121H142V120H141ZM141 121H139V122H141ZM184 121H185V120H184ZM208 121H209V120H208ZM211 121H212V120H211ZM211 121H210V122H211ZM213 121H214V120H213ZM222 121H221V122L219 121V123H222ZM230 121H231V120H230ZM237 121H238V120H237ZM116 122H117V120H116ZM116 122H115V123H116ZM137 122H138V121H137ZM143 122H144V121H142V123H143ZM174 122H175V121H174ZM174 122H173V123H174ZM210 122H209V125H210ZM231 122H233V120H232ZM234 122H235V121H234ZM251 122H252V121H251ZM258 122H260V121H258ZM261 122H264V121L262 120ZM142 123H139V124H142ZM187 123H188V122H187ZM187 123L184 125V128H183L182 130H180L179 132L176 131V133H175V130H174V132H173V134L175 133V134L177 135L178 140H179V138H180V139L183 138V140L185 139V142H186V148H188V147L191 146V144H192V140H190V139L188 138V133H189V132H186V131H185V130H187V128H186L187 125H188ZM189 123H190V121H189ZM219 123H217L218 125L216 124L217 127L219 126ZM256 123H257V122H256ZM128 124H129V123H127V125H128ZM183 124H184V123H183ZM226 124H227V122H226ZM253 124H255V122H254ZM107 125H108V124H107ZM107 125H106V127H108ZM109 125H110V124H109ZM131 125H132V124H131ZM142 125H143V124H142ZM142 125H140V127H141ZM144 125H145V124H144ZM195 125H196V124H195ZM212 125H213V124H212ZM212 125H211V126H212ZM224 125H225V124H224ZM231 125H232V124H231ZM231 125H230V126H231ZM243 125H244V124H243ZM256 125H257V124H256ZM116 126H119V125H116ZM120 126H121V125H120ZM132 126H134V125H132ZM170 126H171V124H170ZM189 126H190V125H189ZM189 126H188V127H189ZM220 126H222V125H220ZM225 126H226V125H225ZM230 126H229V127H230ZM258 126H259V125H258ZM80 127H81V126H80ZM84 127H85V126H84ZM88 127H89V126H88ZM114 127H115V126H114ZM121 127H122V126H121ZM126 127H127V126H126ZM173 127H174V126H172V128H173ZM178 127H179V126H177V128H178ZM192 127H193V126H191V128H192ZM213 127H214V126H213ZM223 127H224V126H223ZM260 127H262V125H261ZM115 128H118V127H115ZM123 128H124V125H123ZM127 128H129V127H127ZM172 128L169 129V130H172ZM174 128H176V126H175ZM177 128H176V129H177ZM179 128H180V127H179ZM204 128H205V127H204ZM204 128H203V131H204ZM225 128H226V127H225ZM237 128H238V126H237ZM86 129H87V128H86ZM120 129H121V128H120ZM124 129H125V131H126V128H124ZM124 129H123V130H124ZM180 129H181V128H180ZM208 129H209V128H207V130H208ZM211 129H212V128H211ZM211 129H210V130H211ZM219 129H220V127H219ZM228 129H229V128H228ZM116 130H118V129H116ZM178 130H179V129H178ZM188 130H189V129H188ZM201 130H202V129H201ZM205 130H206V129H205ZM207 130H206V131H207ZM223 130H225V129H223ZM226 130H227V129H226ZM226 130H225V131H226ZM236 130H237V129H236ZM258 130H259V128H258ZM260 130H261V128H260ZM172 131H173V130H172ZM172 131H171V133H172ZM189 131L191 132V130H189ZM219 131H220V130H219ZM227 131H228V132H227ZM227 131L222 133L224 136H223V137L221 138V140H220V142H221V141L223 142V140L225 141V140L228 139V141H227L226 144H225L226 146L229 145V140L231 139V137L233 136V134L236 132V131H234V130H230V129L227 130ZM255 131H256V130H255ZM262 131H263V130H262ZM102 132H103V131H102ZM110 132H111V131H110ZM185 132H186V133H185ZM204 132H205V131H204ZM213 132H214V130H213ZM221 132H222V130L220 131V133H221ZM244 132H245V131H244ZM257 132L259 133L260 131H257ZM108 133H109V132H108ZM122 133H123V132H122ZM122 133H121V134H122ZM124 133H125V132H124ZM124 133H123V134H124ZM209 133L212 134V132H210V131H209ZM217 133H218V132H217ZM238 133H239V132H238ZM263 133H264V132H263ZM263 133H261V134H263ZM106 134H107V133H106ZM112 134H113V133H112ZM175 134H174V136H175ZM190 134H191V133H190ZM206 134H207V132H206ZM107 135H108V134H107ZM109 135H110V133H109ZM207 135H209V134H207ZM215 135H216V134H215ZM236 135H237V134H236ZM104 136H105V134H103V137H104ZM113 136H114V135H113ZM255 136H256V134H255ZM110 137H111V136H110ZM115 137H116V136H115ZM123 137H124V135H123ZM218 137H219V136H218ZM257 137H258V136H257ZM263 137H264V135H263L261 138H263ZM106 138H107V137H106ZM106 138H104V139H106ZM213 138H214V137H213ZM213 138H212V139H213ZM239 138H241V137H239ZM261 138H260V139H261ZM101 139H102V138H101ZM104 139H103V140H104ZM172 139H173V137H172ZM241 139H242V138H241ZM256 139H258V138H256ZM263 139H264V138H263ZM106 140H107V139H106ZM173 140H177V139L174 138ZM181 140H182V139H181ZM249 140H250V139H249ZM249 140H247V141H249ZM254 140H255V139H254ZM247 141H246V142H247ZM39 142H40V141H39ZM102 142H103V141H102ZM109 142H110V140H109ZM216 142H217V141H216ZM242 142H243V141H242ZM252 142H254V141H252ZM252 142H251V143H252ZM255 142H256V141H255ZM259 142H260V141H259ZM262 142H263V141H262ZM99 143H100V142H99ZM174 143H175V141H174ZM181 143H182V142H181ZM257 143H258V141H257ZM263 143H264V142H263ZM97 144H98V143H97ZM106 144H107V143H106ZM110 144H111V143H110ZM175 144H176V143H175ZM211 144H212V143H211ZM236 144H237V143H236ZM238 144H240V143H238ZM253 144H254V143H253ZM43 145H44V144H43ZM104 145H105V141H104ZM220 145H223V144L220 143ZM220 145H219V146H220ZM232 145H233V144H232ZM242 145H243V144H242ZM254 145H257V144H254ZM254 145H253V149H254V148L256 149V146H254ZM258 145H259V144H258ZM260 145H261V144H260ZM262 145H263V144H262ZM262 145H261V146H262ZM94 146H96V145L94 144ZM97 146H98V145H97ZM217 146H218V145H217ZM219 146H218V147H219ZM234 146H235V145H234ZM248 146H250V145H248ZM90 147H91V146H90ZM90 147H89V148H90ZM215 147H216V146H215ZM221 147H222V146H221ZM251 147H252V146H251ZM251 147H249V148H251ZM258 147H260V146H258ZM89 148H88V149H89ZM101 148H102V147H101ZM190 148H192V147H190ZM190 148H189V149H190ZM262 148H263V147H262ZM90 149H92V148H90ZM182 149H183V146H182ZM192 149H193V148H192ZM219 149H220V148H219ZM253 149L251 148V150H253ZM97 150H99V149H97ZM97 150H96V154H97V152H100V151H97ZM104 150H105V149H104ZM216 150H217V149H216ZM229 150H230V148H229ZM236 150H237V149H235L234 151H236ZM251 150H250V151H251ZM257 150H259V149H257ZM257 150H256V151H257ZM88 151H89V150H88ZM102 151H103V150H102ZM109 151H110V150H109ZM214 151H215V150H214ZM214 151H213V153L216 154ZM220 151H222V150H220ZM220 151H218L217 154H216L215 156H217L218 154H219V155H220V154H223V155H224L225 152L223 153V152H220ZM262 151H263V150H262ZM89 152H90V151H89ZM93 152H94V151H93ZM253 152L255 153V151H251L252 154H253ZM260 152H261V149H260ZM91 153H92V152H91ZM100 153H102V152H100ZM107 153H108V152H107ZM184 153H185V152H184ZM191 153H192V152H191ZM236 153H237V152H236ZM236 153L234 152V154H236ZM261 153H262V152H261ZM94 154H95V153H94ZM96 154H95V156H96ZM110 154H111V153H110ZM188 154H190V153H188ZM214 154H213V155H214ZM227 154L230 155V154H233V152L230 153V154H229V153H227ZM252 154H251V156H252ZM258 154L260 155V153H258ZM111 155H112V154H111ZM111 155H110V156H111ZM186 155H187V154H186ZM87 156H89V154H88ZM108 156H109V154H108ZM215 156H214V158H216ZM244 156H245V155H244ZM248 156H249V155H248ZM251 156H249V157H251ZM254 156H255V155H254ZM261 156H263V155L261 154ZM89 157H91V156H89ZM93 157H94V156L92 155V158H93ZM220 157H221V155H220ZM220 157H219V158H220ZM224 157H225V156H224ZM236 157H237V156H236ZM236 157H235V158H236ZM239 157H240V156H239ZM95 158H96V157H95ZM212 158H213V157H212ZM214 158H213V159H214ZM227 158H228V157H227ZM231 158H232V157H231ZM243 158H245V157H243ZM258 158H259V159H255V158H254L253 160H254V161H255V160L257 161V160H260V158H262V157H259V156H258ZM223 159H226V158H223ZM223 159H222V160H223ZM236 159H238V158H236ZM246 159H247V158H246ZM263 159H264V158H263ZM263 159H261V161H263ZM102 160H103V159H102ZM217 160H219V159H217ZM217 160H216V161H217ZM248 160H249V159H248ZM251 160H252V159H251ZM220 161H221V160H220ZM224 161H225V160H224ZM238 161H239V160H238ZM241 161H242V160H241ZM244 162H245V161H244ZM249 162H250V161H249ZM249 162H248V163H249ZM251 162H253V161H251ZM263 162H264V161H263ZM218 163H219V162H218ZM220 163H221V162H220ZM220 163H219V164H220ZM246 163H247V162H246ZM253 163H254V162H253ZM257 163H258V162H255V164H257ZM261 163H262V162H261ZM261 163H258L257 166H258V165L260 166ZM240 164H242V162H241ZM255 164H254V165H255ZM263 164H264V163H263ZM242 165H243V164H242ZM246 165H247V164H246ZM249 165H250V164H248V166H249ZM254 165H253V167H254ZM259 166H258V167H259ZM251 167H252V163H251ZM253 167H252V168H253ZM255 167H256V166H255ZM255 167H254V168H255ZM252 168H251V169H252ZM254 168H253V169H254ZM259 168H261V169L259 170L261 173L264 172V169H262L261 166H260ZM263 168H264V167H263ZM245 169H246V170H249L248 167L245 168ZM253 169H252V170H253ZM243 170H244V169H243ZM252 170H250V171H252ZM256 170L258 171V168H257ZM250 171H249V172H250ZM259 171H258V172H259ZM247 172H248V171H247ZM247 172H243V176H244V174H246ZM249 172H248V173H249ZM240 173H242V171H240ZM255 173H256V171L254 172L253 175H254V176H257ZM237 174H238V173L236 172V176H237ZM249 174H250V173H249ZM258 174H259V173H258ZM262 174H264V173H262ZM240 175H241V174H240ZM253 175L251 174L250 176H253ZM259 175H261V174H259ZM243 176L241 175V177H243ZM246 176H248V175H246ZM238 177H239V176H238ZM257 177H258V176H257ZM257 177H256V180H257V184H258V181H260V180H258ZM259 177H260V176H259ZM261 177H262V176H261ZM247 178H248V177H246V179H245V178H244V179L247 180ZM251 178H253V177H251ZM262 178H264V177H262ZM254 179H255V178H254ZM242 180H243V179H242ZM245 180H244V181H245ZM237 181H239V180H236V182H237ZM247 182H248V181H247ZM255 182H256V181H255ZM255 182H253V183L255 184ZM1 183H3V182L1 181ZM149 183H150V180H146V178H145L144 180H142V181L139 182L137 188H141V189H143L144 191H146V190L148 189L147 186H148ZM237 183H238V182H237ZM242 183H243V181H242ZM245 183H246V182H245ZM253 183H252V186H253ZM153 184H154V183H153ZM157 184H158V183H157ZM240 184H241V183H240ZM240 184H239V186H240ZM260 184H261V186H262L263 181H261ZM260 184H258V185H260ZM135 185H136V183L131 184V188L129 187L131 191L135 189ZM246 185H247V184H246ZM248 185H249V184H248ZM241 186H242V184H241ZM255 186H256V185H255ZM263 186H264V185H263ZM43 187H44V186H43ZM250 187H251V186H250ZM257 187H260V186H257ZM47 188L50 189L51 187H47ZM53 188H54V187H53ZM129 188H128V189H129ZM237 188L240 189L239 187H237ZM237 188H236V190H237ZM252 188H253V187H252ZM263 188H264V187H263ZM244 189H245V188H244ZM244 189H243V190H244ZM255 189H256V191H257L258 188H255ZM255 189H254V190H255ZM20 190H21V189H19V191H20ZM42 190H43V189H42ZM51 190H52V188H51ZM51 190H50V191H51ZM53 190H56V189L54 188ZM53 190H52V191H53ZM136 190H137V189H136ZM138 190H139V189H138ZM241 190H242V189H241ZM243 190H242V191H243ZM260 190H261V189H260ZM47 191H48V190H47ZM141 191H142V190H141ZM147 191H149V189H148ZM237 191H239V190H237ZM245 191H247V187H246ZM245 191H244V192H245ZM44 192H45V191H44ZM134 192H135V191H134ZM134 192H133V193H134ZM142 192H143V191H142ZM235 192H236V191H235ZM137 193H138V191H137ZM239 193H240V192H239ZM25 194H26V193H25ZM138 195H139V194H138ZM23 196L25 197L26 195H23ZM33 196H34V195H33ZM134 196L137 197V194L134 193ZM29 197H30V196H29ZM138 199H139V198H138ZM239 201H240V200H239ZM230 204H231V202L229 203V205H230ZM113 205H114V204H113ZM220 205H221V204H220ZM220 205H219V206H220ZM229 205H228L227 207H229ZM96 206H97V205H96ZM232 206H233V205H232ZM235 206H236V205H235ZM91 207H92V205H91ZM91 207H89V209H90ZM215 207H216V206H215ZM230 207H231V206H230ZM87 208H88V207H87ZM87 208H86V209H87ZM231 208H232V207H231ZM233 208H234V207H233ZM233 208H232V209H233ZM211 209H213V208H211ZM215 210H216V208H214V211H215ZM227 210H230V209H227ZM233 210H234V209H233ZM89 211H90V210H89ZM234 211H236V210H234ZM83 212H84V210H83ZM229 212H230V211H229ZM229 212L226 211V213H229ZM42 213L44 214V212H42ZM47 213H48V212H47ZM88 213H89V212H88ZM235 213H236V212H235ZM36 214L39 215V213H36ZM51 214H52V213H51ZM51 214H50V216H51ZM85 214H86V213H85ZM109 214H111V209H110V207H102V205H101V207L96 208L93 212H92V210H91V212L89 213V217H90V218L92 217V219H94V220H99V221L101 220V221H103V220H104L103 218H105L106 216H109ZM236 214H238V210H237V213H236ZM41 215H42V214H41ZM229 215H230V214H229ZM229 215H228V217H229ZM231 215H232V217H233V212H231ZM231 215H230V216H231ZM234 215H235V214H234ZM239 215H240V214H238V216H239ZM34 216H35V218H36V215H34ZM43 216H44V215H43ZM54 216H55V215H54ZM54 216H53V217H54ZM81 216H82V218H84V217H83V213H82ZM38 217H39V216H37V219H38ZM40 217H42V216H40ZM234 217H235V216H234ZM43 218H45V217H43ZM47 218H48V216H47ZM51 218H52V216H51ZM56 218H58V217H56ZM230 218H231V217H230ZM235 218H236V217H235ZM52 219H53V218H52ZM102 219H103V220H102ZM31 220H32V218H31ZM33 220H35V219H33ZM33 220H32V221H33ZM53 220H54V219H53ZM57 220H58V219H57ZM90 220H91V219H90ZM28 221H29V220H28ZM28 221H27V222H28ZM37 221H39V220H37ZM49 221H50V220H49ZM51 221H52V220H51ZM55 221H56V219H55ZM85 221H86V220H85ZM236 221H237V220H236ZM89 222H90V221H89ZM92 222H93V220H92ZM18 223H19V222H18ZM25 223H26V221H25ZM28 223H29V222H28ZM32 223H33V222H32ZM58 223H59V222H58ZM87 223H88V222H87ZM90 223H91V222H90ZM90 223H89V224H90ZM93 223H95V222H93ZM93 223H92V224H93ZM8 224H9V223H8ZM95 224L98 225V223H95ZM101 224H102V223H101ZM57 225H58V224H57ZM59 225H60V224H59ZM93 225H94V224H93ZM60 227H61V226H60ZM7 228H8V227H7ZM3 233H4V232H3ZM1 234H2V233H1ZM39 235H40V234H39ZM18 236H19V235H18ZM16 237H17V236H16ZM39 237H40V236H39ZM37 238H38V237H37ZM37 238H36V239H37ZM23 239H24V238H23ZM40 239H41V238H40ZM14 240H15V239H14ZM16 240L18 241V238H16ZM37 240H38V239H37ZM42 240H43V239H42ZM33 241H34V240H33ZM33 241H32V242H33ZM35 241H36V240H35ZM20 242H21V241H20ZM22 242H23V241H22ZM15 243H16V241H15ZM15 243H14V244H15ZM15 245H16V244H15ZM166 245H167V244H166ZM166 245H165V247H166ZM169 245H170V244H169ZM174 245L176 246V245H178V244H174ZM5 246H6V245H5ZM5 246H4V247H5ZM16 246H17V245H16ZM16 246H15V247H16ZM20 246H21V245H20ZM37 246H38V244H37ZM167 246H168V245H167ZM170 246H173V244L170 245ZM175 246H173V248H174ZM179 246H180V245H178V248L175 247L176 250L179 249ZM1 248H3V247L1 246ZM33 248H34V247H33ZM166 248H167V247H166ZM166 248H165V249H166ZM173 248L171 247V249H173ZM180 248H181V246H180ZM35 249H36V248H35ZM35 249H34V250H35ZM32 250H33V249H32ZM166 250H167V249H166ZM29 252H30V251H29ZM31 252L33 253V251H31ZM11 254H12V253H11ZM211 254H212V253H211ZM211 254L209 255V257H211ZM213 254H214V253H213ZM16 255H17L16 253H13V257H15ZM218 256H219V254H217V257H218ZM209 257H208V258H209ZM212 257H214V256H212ZM217 257H216V256L214 257V258H216V261H218V260H217V259H218ZM220 257H221V256H220ZM252 257H254V255H252ZM4 258H6V257H5V251L2 250V249H0V264H3ZM208 258H207V259H208ZM221 258H222V257H221ZM248 258L250 259V256H248ZM248 258H247V260H249ZM211 259L214 260L213 258H211ZM223 259L225 260V258H223ZM223 259H219V261H220V260H223ZM245 259H246V258H245ZM254 259H255V258H254ZM254 259L251 258V260H254ZM10 260H11V259H10ZM10 260H8V261H10ZM212 260H211V261H212ZM224 260H223V263H224ZM226 260H227V259H226ZM228 260H229V259H228ZM228 260H227V262H232L231 260H230V261H228ZM232 260H233V259H232ZM243 260H244V259H242L241 261L238 260V261H239V264H241V262H242V263H246V261L243 262ZM251 260H250V261H251ZM14 261H15V260H14ZM209 261H210V258H209ZM214 261H215V260H214ZM233 261H234V260H233ZM254 261H255V260H254ZM15 262H16V261H15ZM235 262H236V261H235ZM251 262H253V261H251ZM8 263L10 264V262H8ZM12 263H13V261H12ZM12 263H11V264H12ZM17 263H18V262H17ZM17 263H15V264H17ZM22 263H23V262H22ZM92 263L95 264V262H92ZM92 263H91V264H92ZM215 263H216V262H215ZM219 263H220V262H219ZM219 263H218V264H219ZM223 263H222V264H223ZM248 263H249V262H248ZM248 263H247V264H248ZM216 264H217V263H216ZM234 264H236V263H234ZM237 264H238V263H237ZM249 264H251V263H249Z\"/></svg>","mask_w":264,"mask_h":264}]
</instances>
